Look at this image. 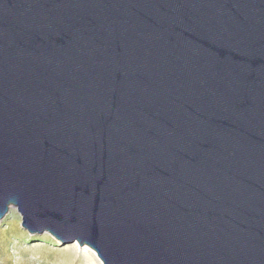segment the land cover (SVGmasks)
Returning a JSON list of instances; mask_svg holds the SVG:
<instances>
[{"label": "water", "instance_id": "1", "mask_svg": "<svg viewBox=\"0 0 264 264\" xmlns=\"http://www.w3.org/2000/svg\"><path fill=\"white\" fill-rule=\"evenodd\" d=\"M101 264H264V0H0V220Z\"/></svg>", "mask_w": 264, "mask_h": 264}, {"label": "rangeland", "instance_id": "2", "mask_svg": "<svg viewBox=\"0 0 264 264\" xmlns=\"http://www.w3.org/2000/svg\"><path fill=\"white\" fill-rule=\"evenodd\" d=\"M15 209L0 220V264H101L87 247L62 245L50 235H29Z\"/></svg>", "mask_w": 264, "mask_h": 264}, {"label": "bare ground", "instance_id": "3", "mask_svg": "<svg viewBox=\"0 0 264 264\" xmlns=\"http://www.w3.org/2000/svg\"><path fill=\"white\" fill-rule=\"evenodd\" d=\"M11 209H13V208H12V207H10V208H9V210H11ZM91 252H92V251H91ZM92 254H93L94 256H96V255H95V253H93V252H92Z\"/></svg>", "mask_w": 264, "mask_h": 264}]
</instances>
